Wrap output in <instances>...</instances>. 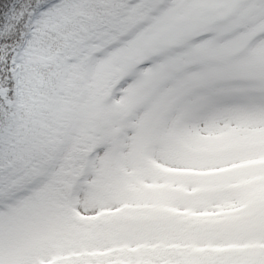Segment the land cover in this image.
Here are the masks:
<instances>
[{"label":"snow or ice","instance_id":"obj_1","mask_svg":"<svg viewBox=\"0 0 264 264\" xmlns=\"http://www.w3.org/2000/svg\"><path fill=\"white\" fill-rule=\"evenodd\" d=\"M0 264H264V0H0Z\"/></svg>","mask_w":264,"mask_h":264}]
</instances>
